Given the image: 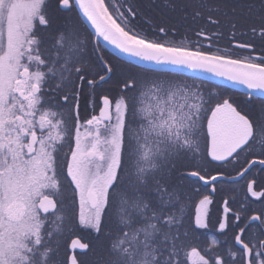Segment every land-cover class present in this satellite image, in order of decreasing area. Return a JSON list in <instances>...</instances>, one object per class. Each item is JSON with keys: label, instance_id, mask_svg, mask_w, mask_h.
<instances>
[{"label": "snow or ice", "instance_id": "snow-or-ice-1", "mask_svg": "<svg viewBox=\"0 0 264 264\" xmlns=\"http://www.w3.org/2000/svg\"><path fill=\"white\" fill-rule=\"evenodd\" d=\"M120 7L125 11L105 0H0V264H264V208L247 215L244 204L233 211L224 199L217 230L236 229L224 249L215 237L201 248L196 233L208 228L211 195L200 196L194 218L185 212L193 178L217 191L224 173L209 171L213 161L251 156L233 180L264 165V117L248 107L258 97L264 113V56L234 58L150 37L132 24L138 9ZM189 7L194 21L237 27L235 6L229 15L217 0L181 4L184 20ZM85 22L142 61L243 85L246 101L206 93L202 83L133 74L118 81V97H98L114 66L97 44L89 48ZM217 34L203 26L196 32L207 40ZM237 47L255 51L250 43ZM82 103L94 112L83 120ZM257 186L248 180L246 192L264 198ZM89 254L90 261L82 258Z\"/></svg>", "mask_w": 264, "mask_h": 264}, {"label": "trees", "instance_id": "trees-1", "mask_svg": "<svg viewBox=\"0 0 264 264\" xmlns=\"http://www.w3.org/2000/svg\"><path fill=\"white\" fill-rule=\"evenodd\" d=\"M217 2L224 3L227 5V10L229 15L231 7L235 6L238 8L237 27L235 30L231 29L227 23H223L219 28L213 25H205L203 19L193 20L191 18L192 8L189 7L185 9L189 16L186 20L182 19V11L180 8L181 4H192L193 6L198 3V0H105L106 4H114L116 7L120 8V11H125V8L120 7L121 5L127 3L134 6L139 11V15L132 21L133 26L137 27L138 30H143L150 37H154L160 40H168L175 42L177 44L184 43L186 45H195L197 43L201 44L205 51H217L221 53L231 54L234 58L242 57L241 54L230 50V45L234 41H243L244 27L246 26L245 18L247 17H264V8L261 7L264 0H217ZM176 3V8L173 10L169 5ZM251 9V11H249ZM112 8H110V11ZM149 21L152 23L150 24ZM119 22V21H118ZM154 25L168 26L169 31L165 36L164 34H157L154 31ZM204 27L209 33H218L213 35L211 40H207L204 37H198L196 32ZM175 28L172 31L171 28ZM86 28V27H85ZM87 28L85 31V36L89 40V48L93 44L92 34L89 35ZM211 44V48L208 45ZM103 47V46H102ZM104 48V47H103ZM105 49V48H104ZM105 59L108 60L114 66V73L112 78L107 80L102 86L97 90V96L104 94H109L112 97H118L121 93L118 87V81L124 76L129 74L136 75L138 79L148 80V81H165L172 83H188L192 84H203L204 91L207 93L209 91L220 92L222 87L217 84L207 82L198 78L191 76L149 69L141 67L123 60L117 59L115 56L110 54L106 49ZM103 74V73H101ZM210 171V168H209ZM199 189V192L196 191ZM208 194L210 192L202 186V183L193 181L190 183L187 189V195L189 196L188 206L185 208L186 214L194 218L195 215V204L198 202L201 195ZM211 209V208H210ZM50 227H55V225L50 224ZM201 229H197L196 233L200 237V247L203 248L204 236L201 238L199 232ZM202 231H204L202 229ZM70 240L62 242L64 244L68 243ZM87 242V241H85ZM64 254V247L61 249V255ZM99 254V250L98 253ZM86 260H91L93 257L91 254L82 257Z\"/></svg>", "mask_w": 264, "mask_h": 264}, {"label": "flooded vegetation", "instance_id": "flooded-vegetation-1", "mask_svg": "<svg viewBox=\"0 0 264 264\" xmlns=\"http://www.w3.org/2000/svg\"><path fill=\"white\" fill-rule=\"evenodd\" d=\"M264 4V2H263ZM264 8V7H263ZM246 26L244 27V34H243V41H234L230 45V50L235 51L238 54H241L242 57L249 56V55H256V56H264V36H261L259 33V27L261 26L262 20L261 17H247L245 18ZM257 28V32L253 33L251 31L252 27ZM86 27V25H85ZM87 28V27H86ZM88 32L89 29L87 28ZM90 34H92L90 32ZM93 44H97L99 47V51L103 53V58L105 59L106 51L105 49L99 44L95 43L94 37H92ZM244 43H250L253 45L255 51L253 52L251 49H243L237 47L238 44H244ZM109 52V51H108ZM110 53V52H109ZM111 54V53H110ZM118 59V58H117ZM222 87L220 90V93L231 95L234 98L245 102L246 98L244 96L243 92ZM99 104V101H97ZM249 110L252 113L253 117H256L257 115H260L261 117H264V113L259 112V99L258 97H254L253 101L250 105H248ZM96 112L98 113V107L96 108ZM94 114L91 108L85 106L82 103L81 106V119H86L90 115ZM251 159V156H245V153H241L239 157V162H216L213 161L208 167L210 168V171L213 173L218 170L224 173L223 178L218 179L216 183V192L210 191V186L205 187L210 192V195L213 199V204L210 206V214L208 219V228L203 229L204 231L199 232V235L201 238L204 236L203 245L204 247H207L208 243H210V238L215 237L219 242V249H224L229 246V244L233 241V233L236 231V229L229 228L224 233H221L217 230L218 219L223 214V201L224 199H228L229 206L233 209V211H239L241 204H244L247 209V215H251L252 211H259L260 209L264 208V198H255L252 197L250 193L246 192V183L248 180L256 179L258 182V186L256 187L257 191L264 190V165L256 164L252 166L248 173L243 177L237 179V180H229L236 176V172H238L241 167L244 166L245 159ZM203 184V182H200ZM247 197V199H245ZM231 220V215H230ZM258 224V222H255ZM70 243V241L68 242ZM239 246H237L238 248ZM217 249V250H219ZM235 250V249H234ZM69 254V253H68Z\"/></svg>", "mask_w": 264, "mask_h": 264}, {"label": "water", "instance_id": "water-1", "mask_svg": "<svg viewBox=\"0 0 264 264\" xmlns=\"http://www.w3.org/2000/svg\"><path fill=\"white\" fill-rule=\"evenodd\" d=\"M86 27L89 29V31L94 36L95 43H99L101 46H103L107 51H109L113 56L116 58L123 60L125 62H129L141 67L149 68V69H155V70H162V71H169L174 73H179L187 76H191L194 78H198L207 82H211L214 84H217L219 86L231 88L240 92H245V87L243 85L235 84L232 81L227 80L224 77H218L212 73H207L202 70H191L186 67L172 65V64H160L157 65L155 62H148V61H142L139 58L130 56L129 54L122 53L119 49H117L114 45H111L110 43L106 42L102 37H96L93 33V30L91 28L90 24H87L85 22ZM239 179V177H236L235 180ZM233 181V179H229ZM72 253L69 251V255Z\"/></svg>", "mask_w": 264, "mask_h": 264}]
</instances>
